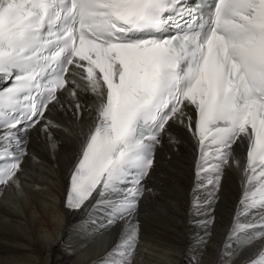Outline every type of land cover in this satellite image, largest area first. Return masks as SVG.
<instances>
[{
    "label": "snow or ice",
    "instance_id": "obj_1",
    "mask_svg": "<svg viewBox=\"0 0 264 264\" xmlns=\"http://www.w3.org/2000/svg\"><path fill=\"white\" fill-rule=\"evenodd\" d=\"M203 8L204 0H0V186L18 182L21 131L50 134L46 114L59 94L90 91L96 123L69 174L66 206L96 199L109 225L124 221L103 264H131L142 181L169 120L187 109L197 181L218 182L233 145L246 140L241 203L264 209V0H213L206 17ZM170 25L179 31L163 35ZM255 239L249 264H264V217L247 242Z\"/></svg>",
    "mask_w": 264,
    "mask_h": 264
},
{
    "label": "bare ground",
    "instance_id": "obj_2",
    "mask_svg": "<svg viewBox=\"0 0 264 264\" xmlns=\"http://www.w3.org/2000/svg\"><path fill=\"white\" fill-rule=\"evenodd\" d=\"M95 101L90 91L76 97L61 92L46 114L56 125L50 134L33 128L23 137L28 153L18 182L0 198V264H103L119 242L124 221L106 225L96 199L81 210L64 205L69 174L96 123ZM192 111L180 113L162 132L135 215L138 243L131 264H249L261 246L259 239L247 242L255 229L236 227L238 221H261L241 203L247 141L233 146L218 182H198L199 147L188 128Z\"/></svg>",
    "mask_w": 264,
    "mask_h": 264
}]
</instances>
